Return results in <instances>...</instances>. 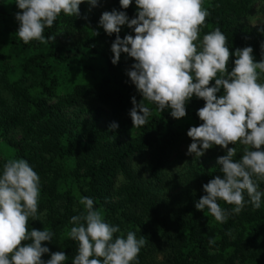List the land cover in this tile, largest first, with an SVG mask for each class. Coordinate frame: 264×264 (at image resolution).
<instances>
[{"label":"trees","instance_id":"16d2710c","mask_svg":"<svg viewBox=\"0 0 264 264\" xmlns=\"http://www.w3.org/2000/svg\"><path fill=\"white\" fill-rule=\"evenodd\" d=\"M253 0H206L204 7L211 15L201 38L219 27L226 35L228 47L251 46L256 61L260 60V43L264 41V22L249 25L243 19ZM119 9V0H110ZM81 13L85 11L83 4ZM5 12L0 0V16ZM129 17L135 5L127 9ZM98 19L88 13V20L68 17L61 13L54 27L45 29V36H55L61 29L76 33V51L85 47L91 51L111 43L103 29L93 37ZM47 44L32 41L24 44L19 38L10 48L15 54L28 47L41 49ZM4 40L0 37V136L16 132L11 139L16 156L24 158L39 174L41 195L39 211L45 213L40 221L29 226L47 228L56 233L51 251H65L69 261L76 255L78 243L67 236L73 215L83 211L81 197H92L104 219L119 225L121 231H133L137 239L148 240L139 254L140 264H264V204L254 210L251 204L239 214L230 215L226 223H219L194 204L204 194L202 185L220 174L219 166L208 168L190 164L183 171L166 173L164 164L180 147L191 141L186 133L190 126L201 123L196 110L203 106L195 98L188 105L191 122L184 127L170 116V110L155 111V105L145 102L152 110L147 124L133 127L128 115L131 97H142L128 81L125 69L133 61L123 57L114 66L111 57L101 77L91 84H74L58 95V64L67 57L51 47L25 56L18 65L20 78L9 80L2 67ZM264 83V75L261 81ZM55 97L54 103L49 100ZM85 106L87 117L69 116L63 109ZM105 119L106 126L99 122ZM119 128L109 131L111 122ZM147 153L144 166L136 167L134 158ZM242 154L237 153L236 159ZM73 161L71 169L61 161ZM8 159L0 161V171ZM73 187H63L68 182ZM264 190V183L260 185ZM222 208L233 206L220 201ZM229 232L231 235H229ZM117 233L116 235H118ZM215 240L210 245L209 239ZM46 243V242H45ZM50 258L47 254L43 259Z\"/></svg>","mask_w":264,"mask_h":264},{"label":"clouds","instance_id":"9594fccd","mask_svg":"<svg viewBox=\"0 0 264 264\" xmlns=\"http://www.w3.org/2000/svg\"><path fill=\"white\" fill-rule=\"evenodd\" d=\"M101 3L16 0V33L24 44L54 43L55 36L46 37L45 29L54 27L61 13L87 21L88 13ZM133 3L135 13L129 17L127 9ZM82 4L88 5V13H81ZM210 15L204 0H119V9L101 13L93 37L100 35V28L108 37H115L110 45L114 66L122 54L126 61H133L125 69L126 82L142 97L139 101L135 95L131 97L128 115L133 127L147 124L152 110L145 102L155 105L160 113L170 110L176 120L187 117L194 98L204 102L196 110L201 123L187 130L191 143L186 155L199 160L217 146L225 152L216 161L220 174L202 185L204 194L194 204L196 210H207L223 224L249 204L254 210L264 204L260 187L264 183V83L260 82L264 75V41L257 62L251 46L232 51L219 27L201 38ZM125 27L129 31L122 37ZM118 128V122L109 125V131ZM237 146L242 147L238 159ZM40 195V176L30 163L24 158L8 159L0 171V264L69 261L65 251L53 252L47 246L53 243L55 232L29 226V221L43 223L46 215L39 211ZM220 201L233 207L222 208ZM79 203L83 211L70 218L72 226L67 232L78 243L71 264H140V251L148 243L145 236L137 239L133 231L125 236L119 225L104 219L92 197H81ZM214 243L210 238L209 244ZM46 254L50 257L47 260L43 259Z\"/></svg>","mask_w":264,"mask_h":264},{"label":"rangeland","instance_id":"374dc122","mask_svg":"<svg viewBox=\"0 0 264 264\" xmlns=\"http://www.w3.org/2000/svg\"><path fill=\"white\" fill-rule=\"evenodd\" d=\"M16 0H4L5 12L0 16V37L4 40L3 52L5 56L2 60V67L6 69L7 76L9 80L13 81L20 78V70L18 69L19 63L25 56L36 53L39 50L46 51V47H51L54 50L58 51L61 55L66 56L67 58L58 64V81L59 85L56 88V93L58 95L64 94L68 91L74 84H91L96 82L104 72L106 67V60L108 57H112L110 51L111 43L101 45L97 50L91 51L85 47H81L79 51H76L78 46L76 39V33H70L64 29H61L55 35L54 43L49 42L46 47L41 49L28 47L25 49L24 53L15 54L10 51V48L14 45V41L18 39L16 33L18 28V23L15 20V13L19 11L15 4ZM206 3V0H204ZM85 11L88 12V5L83 4ZM105 10H111L110 0L104 2L102 0L101 6L94 8L90 14H94L98 21L100 15ZM243 22L249 25H260L264 22V0H253L249 5V11ZM97 29V28H96ZM99 32L102 28L98 29ZM129 30L125 27L122 29L121 36L128 32ZM93 33V30H92ZM123 54L121 59L123 58ZM234 59V58H233ZM232 65H229V70H231ZM55 97H52L49 100V103H54ZM157 113L159 111L155 109ZM62 112L69 116L77 115L80 118L87 117L85 106H75L69 107L62 110ZM191 115L188 114L186 118L178 120V125L184 127L188 122H191ZM101 127L106 126V121L103 119L99 122ZM18 134L16 132H8L3 136H0V161L3 159H12L16 156V151L13 146L10 145L9 141L11 139H17ZM191 141L183 144L180 147V152L177 155H173L170 159L164 164L163 170L166 173H176L183 171L186 166L190 164H199L208 168L217 167V157L224 155L225 152L219 147H215L209 150L203 157L199 160L193 156L186 155L187 146ZM232 145H230L231 147ZM238 147V152L242 151L241 146ZM148 155L147 153L141 154L139 157L134 158V164L136 167L144 166L147 163ZM61 165L63 164L65 168L71 169L73 167V161L70 159L60 160ZM73 187L71 184L66 182L63 187ZM102 212V211H101ZM103 214V212H102ZM126 236L127 230H122ZM120 234V233H119ZM118 234V235H119Z\"/></svg>","mask_w":264,"mask_h":264}]
</instances>
